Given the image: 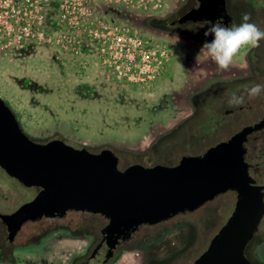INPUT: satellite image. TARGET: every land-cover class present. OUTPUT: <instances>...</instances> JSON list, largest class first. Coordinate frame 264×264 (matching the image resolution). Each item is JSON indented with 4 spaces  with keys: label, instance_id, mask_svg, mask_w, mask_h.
<instances>
[{
    "label": "rangeland",
    "instance_id": "1",
    "mask_svg": "<svg viewBox=\"0 0 264 264\" xmlns=\"http://www.w3.org/2000/svg\"><path fill=\"white\" fill-rule=\"evenodd\" d=\"M260 1L229 6L233 24L242 23L247 14L248 22L264 30ZM195 4V0H163L160 10L144 13L98 0L99 11L172 47L168 73L148 87L113 80L92 53L65 57L54 48L30 44L13 53L0 51V97L34 140L61 138L93 152L109 147L118 155L120 167L156 162L170 165L182 153L205 149L229 133V128L212 131L209 111L226 89H233L236 80L245 77L250 46L241 48L227 71L219 70L200 51L205 40L212 39L204 36L211 24H172L183 10ZM27 195L0 169V207L15 205ZM232 203L231 195H219L196 212L176 217L168 225L174 228L166 238L174 245L183 244L176 254L191 260L207 247L210 237L229 216ZM263 239L264 223L253 244L259 241L257 255L251 254L258 264H264ZM81 245L50 239L43 246L33 247L32 252H20L19 260L0 259V264H63L58 258L60 250L70 253ZM141 252H123L114 264H138Z\"/></svg>",
    "mask_w": 264,
    "mask_h": 264
},
{
    "label": "water",
    "instance_id": "2",
    "mask_svg": "<svg viewBox=\"0 0 264 264\" xmlns=\"http://www.w3.org/2000/svg\"><path fill=\"white\" fill-rule=\"evenodd\" d=\"M197 2L180 22L231 21L226 0ZM263 124L264 118L201 154L183 155L173 165L132 163L119 168L118 156L109 147L93 152L61 138L34 140L0 97V168L24 186L38 188L29 201L0 216L12 237L27 220L61 216L70 209L100 213L107 218L102 233L111 245L140 224L168 220L234 190L232 211L191 264H254L245 250L264 215V192L248 173L242 144Z\"/></svg>",
    "mask_w": 264,
    "mask_h": 264
},
{
    "label": "flooded vegetation",
    "instance_id": "3",
    "mask_svg": "<svg viewBox=\"0 0 264 264\" xmlns=\"http://www.w3.org/2000/svg\"><path fill=\"white\" fill-rule=\"evenodd\" d=\"M195 3V5L183 10L182 14L184 11L196 7L198 4L197 0H195ZM226 3L228 8L227 0ZM231 16L232 19L227 24H224L219 20H216L214 23H220L223 26H231L235 20L232 14ZM179 17L172 20V24H212L209 21L180 22L178 20ZM247 57L248 67L245 77H239V79L233 84V89H226L224 95L219 97L218 100L214 102L213 109H210L209 111L212 118V120H210V125L212 124V131L216 130L219 132L229 128V133H226L221 138L215 139L206 145L205 149L198 152L182 153L181 156L174 163H172V165L176 164L183 155L201 154L207 148L217 144L218 142L227 140L234 133L240 131L244 127L252 126L264 118V93L250 98L246 92V89L256 84H264V39L259 42V47L250 46L248 48ZM233 93L242 95L244 97V102L236 105L229 104V97ZM242 146L243 158L247 164L248 173L254 184L262 186V191L264 192V124L248 133ZM158 163L160 162H156L154 164ZM118 167L123 168L119 166V157ZM7 177L25 189L28 195L25 199L15 205L9 204L7 207H0V214H9L13 212L21 204L33 198L38 190L35 186H24L9 175H7ZM226 194L231 195V201L233 202L230 210L231 212L235 204L236 192L234 190H228L219 195ZM212 200L205 202L191 211L180 212L168 220L160 221L154 224H140L135 230L131 231L127 237H119L117 241L113 244L111 243V245L107 243V240L103 237L102 233V229L107 224V218L100 213L70 209L61 216H42L37 220H27L22 223L20 228L13 234L12 237L9 236L8 226L0 216V259L2 261H17L19 260L18 257L20 256V252H32L33 247L43 246L47 243V241L53 239L59 240L63 244L68 240L82 244L78 249L70 253H66L64 249L60 250L58 258L63 262V264H114L120 254L135 249L142 251L139 255L138 264H191L206 247L191 260L186 259L183 255L180 256V254H176V250L179 249L178 247L183 244L180 245L179 242L176 243V245H174V243H169L166 238L174 227H170L168 225L176 217L183 214H192ZM263 223L264 215L259 223L256 234L260 231V227ZM178 226L176 225L175 227ZM33 254L37 255V253ZM249 259L254 264H258L253 259Z\"/></svg>",
    "mask_w": 264,
    "mask_h": 264
},
{
    "label": "built area",
    "instance_id": "4",
    "mask_svg": "<svg viewBox=\"0 0 264 264\" xmlns=\"http://www.w3.org/2000/svg\"><path fill=\"white\" fill-rule=\"evenodd\" d=\"M127 11L153 13L163 0H104ZM98 0H0V51L45 45L65 57L92 53L115 81L148 87L168 73L173 50L97 9Z\"/></svg>",
    "mask_w": 264,
    "mask_h": 264
},
{
    "label": "clouds",
    "instance_id": "5",
    "mask_svg": "<svg viewBox=\"0 0 264 264\" xmlns=\"http://www.w3.org/2000/svg\"><path fill=\"white\" fill-rule=\"evenodd\" d=\"M250 17L245 14L243 22L239 25L222 26L220 23H212L204 32L205 37L212 39L205 40L201 52L207 56L221 71H227L233 63L234 57L241 48L245 46L259 47V42L264 39V30L256 24L248 22ZM246 92L250 98L264 93V84H256ZM244 97L233 93L229 97V104H242Z\"/></svg>",
    "mask_w": 264,
    "mask_h": 264
},
{
    "label": "trees",
    "instance_id": "6",
    "mask_svg": "<svg viewBox=\"0 0 264 264\" xmlns=\"http://www.w3.org/2000/svg\"><path fill=\"white\" fill-rule=\"evenodd\" d=\"M228 1V7L229 6H231L233 3H240V2H245L246 0H227ZM260 2H263V4H262V9H263V13H264V0H261ZM259 6H260V4H259ZM6 103H8L7 101H6ZM170 165H172V164H170ZM124 168V167H123ZM256 235L257 234H255L254 235V237L252 238V240L249 242V244L247 245V247H246V250H245V252H246V255L249 257V258H251L252 259V256H251V254L252 255H254V256H256L257 255V244H258V242H256V245L255 246H253V244H254V240H255V238H256ZM264 240V239H263ZM262 240V241H263ZM262 241H260V242H262Z\"/></svg>",
    "mask_w": 264,
    "mask_h": 264
}]
</instances>
